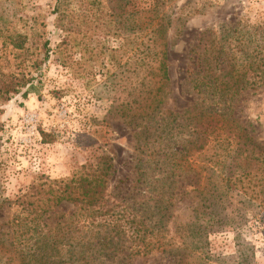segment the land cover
<instances>
[{
    "label": "rangeland",
    "instance_id": "374dc122",
    "mask_svg": "<svg viewBox=\"0 0 264 264\" xmlns=\"http://www.w3.org/2000/svg\"><path fill=\"white\" fill-rule=\"evenodd\" d=\"M80 1L0 0V26L26 35L30 59L41 56L45 50L41 45L48 42V56L33 72L28 94L22 95L24 88L0 105V233L13 217L25 214L16 199L41 177L67 178L109 154L115 168L109 179V203H119L128 195L136 167H153L145 154L157 144L151 142L153 131L148 137L137 124L143 123L140 116L150 101L147 86L155 84V79L144 78L155 64L144 55L160 49L167 53L169 80L158 95L163 101L155 104L156 123L152 122L159 134L158 147L166 154L184 144L189 149L190 142L206 143L203 149L176 153V163L164 160L158 170L144 175L148 180L173 178L185 191L160 236L182 244L172 220L189 221L190 207L198 200L197 186L222 177L220 169L203 171L201 176L196 170L209 166L215 154L226 163L220 168L231 182L242 171H251L242 182L254 185L264 198V164L258 160L264 158L259 153L264 147V89L236 103L233 117L240 125L251 123L241 130L236 123L225 126L227 121L200 114L207 104L191 87L196 59L219 47L222 29L253 31L264 23V0H94L92 6L91 0ZM158 36L163 44H156ZM230 42L223 48L236 50L238 43L232 38ZM2 45L0 36V54ZM14 65L12 59L3 62L11 69ZM243 134L252 140L245 151L237 143L244 141ZM221 192L226 211L236 220L231 227L209 233L206 249L182 250L176 257L158 252L131 258L127 264H264V219L259 220L264 201L248 198L233 185ZM73 209L64 203L60 211ZM6 255L10 264H24L18 248Z\"/></svg>",
    "mask_w": 264,
    "mask_h": 264
},
{
    "label": "trees",
    "instance_id": "16d2710c",
    "mask_svg": "<svg viewBox=\"0 0 264 264\" xmlns=\"http://www.w3.org/2000/svg\"><path fill=\"white\" fill-rule=\"evenodd\" d=\"M93 1L90 2L91 6ZM80 2L89 4L88 0ZM263 24L255 25L253 31L222 29L219 47L208 56L202 54L196 59V68L191 71V87L205 103L203 105L207 104L204 108H208V113L206 109H202L200 114L217 117L214 120L221 123L227 121L225 126L236 123L235 128L238 126L241 130H246L247 125H251L248 122L240 125L239 118L233 116L238 101L242 103L247 94L264 89ZM10 31L11 28L0 26L3 44L0 54V105L24 88L22 95L28 94L33 72L37 71L48 56L47 40L41 45L45 48L44 53L30 59L26 35ZM155 31L160 32V29L157 27ZM158 38L160 41L156 44H163L161 37ZM231 38L238 43L237 49H224L231 43ZM144 57L154 60L155 64L149 66L144 78L155 79V84L153 87L145 85L150 101L140 116L143 123L137 125L141 126V132L148 133V137L153 131L151 140L154 141H150L157 144L145 152L153 167H136V177L130 184L128 195L122 197L119 203H109V179L115 171L109 154L100 156L95 165H82L79 171L67 178L50 180L41 177L38 182H31L28 190L16 199L25 214L13 217L10 224L7 223L5 232L0 233V260L4 264H10L7 260L11 258L6 253L13 248H18V256L23 258L24 264H127L131 258L148 257L158 252L173 257L186 249L199 252L206 249L209 233L219 231L224 226L231 227L235 223L236 219L230 216L226 205L224 206L223 189L228 190L233 185L248 198L264 201V198L259 197V192L253 190L254 185L242 182L251 171H242L231 182L228 175L223 176L224 172L220 168L226 163L218 158L220 154H215V159L210 160L209 166H197L196 170L201 176L203 171L216 173L220 169L222 177L217 183H212L209 179H206L204 185L200 182L196 194L198 200L190 207L192 214L189 221L172 220L173 230L183 245H176L164 239L163 235L160 236L173 217L171 208L185 191L173 178L163 181L154 177L148 180L144 175L158 170V164L164 160L176 163V153H182L188 148L184 144L180 150L165 154L158 147L159 134L152 122L156 123L153 121L155 104L163 101L158 95L169 80L167 53L165 49L148 51ZM10 59L14 60V69L3 66V62L8 63ZM214 120H211L212 124L208 122L212 129H215ZM242 137L244 141L238 140L237 143H242L245 151L248 149L245 144L252 140L246 134ZM217 142L216 145H222L220 141ZM190 144L192 146L188 152L192 147L203 149L206 145L196 142ZM259 153H264V147ZM258 160L260 164H264V158ZM174 167L173 164L171 173H174ZM187 169L194 171L190 165ZM252 176L255 177L254 174ZM64 203L72 204L74 209L70 212L60 211ZM262 218L264 219V212L259 220L263 221Z\"/></svg>",
    "mask_w": 264,
    "mask_h": 264
}]
</instances>
